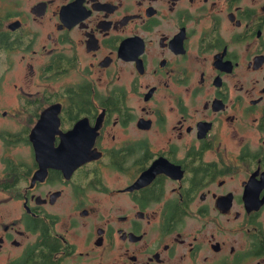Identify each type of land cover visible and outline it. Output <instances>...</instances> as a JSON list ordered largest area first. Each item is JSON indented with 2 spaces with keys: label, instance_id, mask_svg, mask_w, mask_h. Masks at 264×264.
I'll return each mask as SVG.
<instances>
[{
  "label": "flooded vegetation",
  "instance_id": "flooded-vegetation-1",
  "mask_svg": "<svg viewBox=\"0 0 264 264\" xmlns=\"http://www.w3.org/2000/svg\"><path fill=\"white\" fill-rule=\"evenodd\" d=\"M0 264H264V0H0Z\"/></svg>",
  "mask_w": 264,
  "mask_h": 264
}]
</instances>
